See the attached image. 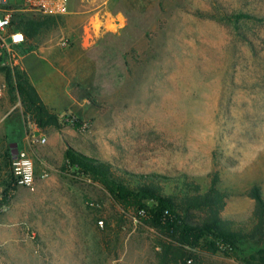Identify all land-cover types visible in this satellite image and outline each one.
Here are the masks:
<instances>
[{
	"label": "rangeland",
	"instance_id": "374dc122",
	"mask_svg": "<svg viewBox=\"0 0 264 264\" xmlns=\"http://www.w3.org/2000/svg\"><path fill=\"white\" fill-rule=\"evenodd\" d=\"M75 1L92 10L93 29L69 28L58 18L31 41L67 58L64 83L85 99L87 116H74L78 128H55L67 149L46 158L52 177L13 193L0 219V264H161L163 236L140 212L125 210L73 169L64 171L69 144L119 171L169 177L163 192L178 201L215 184L226 195L222 218L251 231L253 190L264 198V0ZM63 38L71 40L67 49L59 46ZM66 90L58 88L57 108L72 105ZM23 116L26 131L35 121ZM19 141L16 133L8 143ZM4 154L0 199L10 184L9 146ZM192 212L195 224L203 213ZM261 240L264 249V231ZM208 244L187 264H252L260 250L220 247L213 254Z\"/></svg>",
	"mask_w": 264,
	"mask_h": 264
},
{
	"label": "trees",
	"instance_id": "16d2710c",
	"mask_svg": "<svg viewBox=\"0 0 264 264\" xmlns=\"http://www.w3.org/2000/svg\"><path fill=\"white\" fill-rule=\"evenodd\" d=\"M58 19L54 16H35L17 14L14 25L22 31L28 41ZM27 50L21 51L25 53ZM5 74L9 94L18 93L24 112L29 114L38 127L42 129H61L66 125L80 127L79 120L69 123L64 117L52 112L43 102L39 92L31 83L27 73L18 68H1ZM73 116V115H71ZM74 117V116H73ZM12 155L10 154V160ZM73 169L75 173L85 176L93 183L100 184L125 210L134 208L144 217L145 221L159 231L163 236L159 259L161 264H187L196 259L194 250L204 248L203 240L210 239V252L232 250L244 252L246 246L260 247L259 252L248 260L252 264H264V249L261 237L264 231V198L260 190L254 189L252 196L256 200L255 227L246 232L242 228H235L234 222L222 218V211L226 205V195L216 189L215 184L205 194L186 195L178 201L173 195L163 192V185L169 177L160 174L135 175L127 171H119L111 163L87 156L72 147L65 154L64 171ZM133 178L139 179L140 185H131ZM13 189L11 185L3 192V199L10 202ZM198 190V189H197ZM152 204V206H151ZM203 213L197 223L190 221L194 217L192 211ZM253 260V261H251Z\"/></svg>",
	"mask_w": 264,
	"mask_h": 264
},
{
	"label": "crops",
	"instance_id": "0c3cea01",
	"mask_svg": "<svg viewBox=\"0 0 264 264\" xmlns=\"http://www.w3.org/2000/svg\"><path fill=\"white\" fill-rule=\"evenodd\" d=\"M23 1L24 0H0V15H2V13L6 9L10 8L12 5H15L16 2L21 4ZM91 11L92 10L78 9L75 0H68L67 13L65 15L58 16V18L66 21V23L69 24V28L74 27L80 29V27L83 26L85 30L93 29L95 15H92ZM67 39H69V41L71 42L70 38ZM59 46L62 49H67L70 46V43L67 47H63L61 43H59ZM23 50H27V53H22L18 69L27 73L31 83L39 92V95L41 96L45 105L52 112L60 116L65 114L66 112H70L76 118L84 120L87 116L88 109L81 108V105L84 104L85 99L79 100L77 99V97L73 96L68 91L69 84L64 83V81L68 80V75L66 74L64 68L61 67V65L68 62L67 58L61 57L57 53V51L54 50L53 46H47L46 44H37L31 40L27 42L25 47L20 49V52ZM31 52L35 53L37 57L31 59L28 58V54ZM62 86L66 87V92L72 101V105L67 108H57L53 101V98L58 97V88H61ZM74 106H79V108L75 109L73 108ZM77 110L82 112V115L84 116L83 118H80L77 115ZM24 113V108L18 93H15L14 96H11L9 94L5 74L0 70V170L6 171V158L4 156L5 148L7 146H9L10 148V146L14 144H9L8 140L17 133V135L20 136L19 143L15 142L18 145V149H22L25 143H27L25 133L26 131L24 130L23 124ZM20 126H22L23 128L21 127L20 129ZM63 133L71 134L72 131L63 129ZM36 134L41 138H45L46 141L45 143H38L32 148V153L36 160V168L38 174L35 190L43 186L52 177L53 166L46 158H50L52 156L56 157L57 155L59 156L62 154V151H65L67 149V146H63V144L60 142L59 132L53 127L47 129L38 127V131ZM62 140L64 141L65 139ZM68 146L73 147L71 144H69ZM44 173L49 174V176L45 179L41 178V175ZM11 201L12 198L9 204L11 203ZM12 211L13 209L4 217L5 224L12 222Z\"/></svg>",
	"mask_w": 264,
	"mask_h": 264
},
{
	"label": "built area",
	"instance_id": "2783aa9c",
	"mask_svg": "<svg viewBox=\"0 0 264 264\" xmlns=\"http://www.w3.org/2000/svg\"><path fill=\"white\" fill-rule=\"evenodd\" d=\"M68 11V0H24L21 4L16 2L0 15V67L16 69L20 65L22 53L20 49L25 47L28 39L25 34L14 25V17L17 14H27L35 16H62ZM69 39L61 41L63 47L69 45ZM65 121L74 122L75 117L66 116ZM38 126L36 123L30 124L26 128V141L29 146L38 143H45L46 139L37 136ZM10 185L13 189L25 187L35 189L38 174L36 160L32 151L28 148L18 149L16 156L12 155L10 160ZM48 173L41 175L45 179ZM16 190H13V193ZM9 202L0 199V219L9 210Z\"/></svg>",
	"mask_w": 264,
	"mask_h": 264
},
{
	"label": "water",
	"instance_id": "95a60500",
	"mask_svg": "<svg viewBox=\"0 0 264 264\" xmlns=\"http://www.w3.org/2000/svg\"><path fill=\"white\" fill-rule=\"evenodd\" d=\"M10 148H11V154L15 157L18 152V145L14 143L10 146Z\"/></svg>",
	"mask_w": 264,
	"mask_h": 264
}]
</instances>
